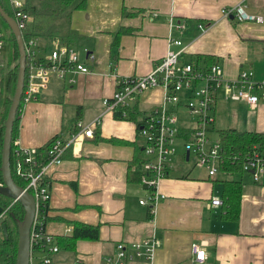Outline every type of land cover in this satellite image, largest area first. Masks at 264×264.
Instances as JSON below:
<instances>
[{"label":"crops","instance_id":"1","mask_svg":"<svg viewBox=\"0 0 264 264\" xmlns=\"http://www.w3.org/2000/svg\"><path fill=\"white\" fill-rule=\"evenodd\" d=\"M234 3L85 0L82 9L71 13L69 29L79 39L69 46L80 52L89 73L68 74L63 80L50 75L36 100L18 110L13 140L19 148H41L53 137L67 138L77 121L83 125L98 121L92 137L66 150L61 162L46 170L44 231L58 248L51 264H103L114 259L116 244L123 243L132 255V244L150 238L158 241L152 259L132 258L125 264H194L191 244L204 250L201 264H264V176L253 183L239 173L247 178L241 185L238 217L222 219V206L210 207L209 199L221 201V183L237 180L232 179L234 174L226 171L207 178L203 172L191 177L190 160L176 150L174 161L182 171L173 173V166L159 182L163 198L151 213L149 205L138 204L146 193L132 168L141 158L136 118L116 119L102 104L112 96L117 79L145 75L168 50L176 51L168 39L181 42L183 61H216L226 80L243 71L264 83V22L222 18L220 10ZM245 6L249 13L264 17V0H247ZM55 44L39 42L45 52ZM161 101L162 91L154 88L130 106L139 115ZM213 116L215 136L225 129L264 134V102L250 109L244 102L218 99ZM219 117L222 128H217ZM75 226L95 228L96 239L71 241Z\"/></svg>","mask_w":264,"mask_h":264},{"label":"built area","instance_id":"2","mask_svg":"<svg viewBox=\"0 0 264 264\" xmlns=\"http://www.w3.org/2000/svg\"><path fill=\"white\" fill-rule=\"evenodd\" d=\"M24 1L7 0L12 10L11 18L21 38L31 21L24 10ZM234 1V5L220 10L222 18L232 17L236 22H264L263 16L247 11V0ZM155 16L154 13L150 15L151 18ZM198 28L203 29L202 26ZM167 43L168 46L177 47V50H168L145 75L117 79L112 96L102 102L106 112L114 114L118 111L120 119H127L129 113H133L136 118L141 158L132 168L146 193L145 198L139 200L138 204L149 205L151 213L155 204L163 198L158 193V185L173 167L176 140L181 142L183 155L187 153L192 166L203 170L207 178L226 172L222 170L224 158L219 138L217 135L215 138L210 137L216 100L244 102L250 109L264 102V83L255 81L250 72L242 71L234 80H226L216 61H183L184 48L181 42L178 39H168ZM4 45L5 36L0 26V67ZM23 49L25 69L18 110L36 100L46 87L50 75L63 80L68 74L89 73L80 61V52L72 46L55 44L51 50L45 52L40 48L37 39H29L23 42ZM154 88L162 91L160 105L136 115L130 105L142 93ZM97 126L98 121L92 125H83L77 121L67 138L53 137L41 148H19L13 143L12 174L23 184L20 188L31 195L34 202V214L29 229V264H51L52 256L58 251L54 238L44 231L49 197L46 170L49 166L59 164L66 150H73L83 139L92 137L93 128ZM235 158L236 156L233 157ZM239 166L241 174L248 175L253 183H259L264 176V148L252 146L243 153ZM14 203L16 202L11 200V205ZM209 206L218 208L221 201L210 198ZM6 210L7 208L0 211V243L3 238L1 224ZM157 245L158 241L154 238L132 244L133 253L128 255L123 243H118L115 245L114 259L107 258L103 264H125L132 258L150 261ZM190 253L194 264H201L205 260L201 245L191 244ZM1 259L0 255V264H3Z\"/></svg>","mask_w":264,"mask_h":264},{"label":"trees","instance_id":"3","mask_svg":"<svg viewBox=\"0 0 264 264\" xmlns=\"http://www.w3.org/2000/svg\"><path fill=\"white\" fill-rule=\"evenodd\" d=\"M84 4L85 0H25L24 10L31 18V21L27 26L26 31L22 33V41L26 42L29 39H37L39 42L40 40L43 42L57 41L59 45H74L79 38L69 29L70 15L73 11L82 9ZM0 7L7 16L12 17V10L8 5L7 0H0ZM0 23L4 25V22L1 19ZM9 40L12 45L11 59L10 61L5 60V63L7 62V71L3 77H0V148L3 122L13 93L17 72V65L15 63V61H17V49L10 33ZM3 65L4 64H2V66ZM113 115L114 118L120 119L118 111ZM133 116V113H129L127 119L132 120L134 118ZM15 121L11 132L10 173L14 183L17 186L22 187L23 184L12 174L11 171L12 148L13 140L15 138ZM217 137L219 138L222 150L221 153H223L224 158L222 170L227 171L228 173H240L239 165L243 153L249 150L252 146L264 148V134L262 133L225 129L217 131ZM234 156H236L235 159H233ZM221 184L222 219L236 220L241 198V183L238 180H232L223 181ZM10 204V199L0 195L1 209L4 210L8 207L3 217L7 239L4 240L2 238L0 243V255L3 264H12L14 261L16 249V223L22 218L21 207L17 203ZM96 237L97 234L95 228L88 226H75L70 240H95Z\"/></svg>","mask_w":264,"mask_h":264},{"label":"water","instance_id":"4","mask_svg":"<svg viewBox=\"0 0 264 264\" xmlns=\"http://www.w3.org/2000/svg\"><path fill=\"white\" fill-rule=\"evenodd\" d=\"M0 19L4 22L11 34L17 49V72L13 93L3 122L2 140L0 148V195L15 201L22 209V218L16 223V249L12 264H29V229L34 214V202L31 195L23 191L12 180L10 173V143L12 126L15 121L19 99L23 87L25 69V55L21 35L14 20L7 16L0 7ZM232 19V17H229ZM187 157V153H185ZM1 233L7 239L6 227L1 224Z\"/></svg>","mask_w":264,"mask_h":264},{"label":"rangeland","instance_id":"5","mask_svg":"<svg viewBox=\"0 0 264 264\" xmlns=\"http://www.w3.org/2000/svg\"><path fill=\"white\" fill-rule=\"evenodd\" d=\"M0 26H1L2 33L5 36V45H4L3 51L1 53V57H3V60L10 61L11 54H12V45H11V41L9 40V32H8V29L6 28L5 24L3 25L2 23H0ZM12 60H13V58H12ZM6 63H4V65L0 68V77H3L5 75V72L7 71ZM15 63H17V61H15ZM220 119H221L220 117L217 119V122H218L217 128H222V125L220 123ZM210 137L211 138H215V132H211L210 133ZM175 149L177 150V152L178 151L180 153L182 152L181 142L178 141V140L175 141ZM176 162L177 161L175 159V161L173 163V166H174V172L173 173H179L180 171H182V169H181L182 167L179 166L180 164H177ZM187 167H188V170H191V173H190L191 177H198V176L204 175V173H203L204 171L200 170V169H197L195 167H192V163L187 165ZM217 177H220V175H218ZM231 177H232V179L233 178L237 179V180L240 179L241 180V185H243V186L246 185V183L244 181V179L247 178L246 176H244V175L240 176L239 174H234ZM240 177H242V178H240Z\"/></svg>","mask_w":264,"mask_h":264}]
</instances>
